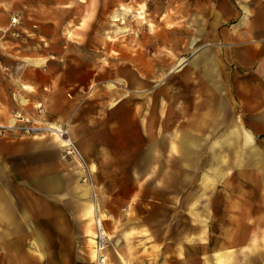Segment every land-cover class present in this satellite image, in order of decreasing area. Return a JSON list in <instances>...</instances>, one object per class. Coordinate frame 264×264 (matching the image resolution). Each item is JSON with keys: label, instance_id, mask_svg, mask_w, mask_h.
Wrapping results in <instances>:
<instances>
[{"label": "crops", "instance_id": "1", "mask_svg": "<svg viewBox=\"0 0 264 264\" xmlns=\"http://www.w3.org/2000/svg\"><path fill=\"white\" fill-rule=\"evenodd\" d=\"M239 2L234 20L218 28L211 47L199 50L189 61L194 64L172 70L159 88L152 85L147 101L144 73L135 70L134 77L128 75L133 101L125 99L124 87L108 84L113 100L87 98L74 108L69 131L84 165L64 158L59 144L14 134L0 139V251L8 252L0 264H80L83 205L87 218L99 208L109 222L111 264H264V0ZM46 5V0H0V52L8 43L4 32L20 38L5 50L20 60L18 70H0V125L36 104L40 113L47 115L49 108L61 114L69 70L48 68L56 57L40 50L41 40L56 39L57 17L47 18ZM11 17H18L17 25L10 24ZM28 38L39 48H28ZM2 63L11 68L10 61ZM85 75L75 98L104 85L91 87L97 74ZM126 108L133 110L139 151L147 139L148 154L167 158L162 189L152 180L149 199L137 187L120 198L107 178L97 186L96 164L86 157L118 153L111 140H120L116 127L124 123ZM86 173L91 186L80 192ZM13 179L31 194L19 217L9 213L14 202L10 185L2 183ZM143 204L149 209L139 211ZM159 219H167L163 230L153 221Z\"/></svg>", "mask_w": 264, "mask_h": 264}, {"label": "rangeland", "instance_id": "2", "mask_svg": "<svg viewBox=\"0 0 264 264\" xmlns=\"http://www.w3.org/2000/svg\"><path fill=\"white\" fill-rule=\"evenodd\" d=\"M46 2L47 18L49 19V16H54V14L57 17L56 39L53 38L52 42L41 40L40 50L48 57H56L47 65L48 68L69 70L67 74H64V82L70 86L67 87L68 91L64 92L63 101L60 102L61 114H52L47 108V115H51L49 118L43 112L40 113L43 108L36 104L33 111L13 114L6 125H0V139L9 138L8 136L14 134L12 136H17V138L28 137L34 140H43L48 145L56 147L59 143L55 137L49 134L21 137L19 132L11 130L23 125L47 128L61 123L66 118L71 125L68 119L71 120L74 108L79 107L87 98L104 97L113 100V91L106 88L108 84L118 90L120 87H124L125 89H121V92L125 93V99L133 101L135 93L128 75L132 74L134 77L135 70L144 73L143 100L147 101L151 97L147 91L152 85L159 88L165 83L172 70H183L184 66L190 65V63L194 64L189 61L195 59L193 57L198 51L211 47L216 39L218 28L222 24L231 23L240 6L239 0H46ZM17 19L18 17L14 19L11 17L10 24L17 25ZM3 37L4 41H8V43L0 52V70H18L20 60L10 58L6 51L15 43L9 41L20 40V38L10 36L9 31L4 32ZM28 39V42H25L28 48H39L34 39ZM3 60L10 61L11 68L4 66ZM24 60L21 61L23 64L35 66L30 60ZM85 73H91L92 77L95 73L97 74V80H95L97 82H93L96 85H92V82L88 81L91 87L97 88L100 82L104 85L96 91L97 93L82 92V98H75L74 91L78 88L79 79L86 76L88 78ZM126 74L128 80L125 78V81L127 83L123 80ZM120 75L122 82L119 86ZM25 89L30 91L28 87ZM96 109L98 110L97 107H93L94 113ZM124 111L125 113L122 114L124 123L120 127L116 125L120 140L118 142L113 138L111 140L112 144L117 147L118 153L101 156L86 155V157L88 160H94L96 164L94 175L97 186L107 178V180H111L112 186L118 188L115 195L120 198L126 199L137 187L143 190L144 199H149L152 195V180H154V185L162 189L164 178L161 174L166 169L167 158L165 155L148 154L147 151L150 150L148 147L151 144L147 139H143V147L139 151V146L134 140L133 110L126 108ZM123 117L125 118L123 119ZM110 135H112L111 132ZM99 137L101 142L103 140L102 132L99 133ZM161 141L156 139L154 143L159 144ZM162 143L165 145V140ZM162 167L164 170L161 169ZM49 173L54 176L53 171H49ZM86 175L87 173L78 184L79 191L91 186L90 177ZM4 182L10 185L6 188L11 191L9 197H12L11 200L14 202L9 213L16 217H19L20 214L24 215L26 210L24 208L28 205L29 195H31L29 189L22 185L21 180L13 179L2 183ZM11 182L14 183V186L11 185ZM64 182L67 183L65 179H62V183ZM143 205L138 208L139 211L149 209L146 204ZM84 209L83 205L78 226L80 233L79 259L80 264H89V261L94 264V218L93 215L90 218L84 216ZM97 210L98 218L102 220L105 230L108 229V220L99 208ZM153 221L158 222L162 230L167 224V219ZM8 225L11 223L9 222ZM7 253L0 251V259H5ZM108 254L109 248L106 250L107 264H111Z\"/></svg>", "mask_w": 264, "mask_h": 264}, {"label": "built area", "instance_id": "3", "mask_svg": "<svg viewBox=\"0 0 264 264\" xmlns=\"http://www.w3.org/2000/svg\"><path fill=\"white\" fill-rule=\"evenodd\" d=\"M8 128V127H7ZM5 129V128H3ZM10 129V128H8ZM19 132L22 136H32L37 134H49L56 138L62 151V156L66 159H75L84 165L82 156L72 140L69 131V123H59L51 125L47 128H35L33 126H19L13 128L11 131ZM1 132V128H0ZM45 132V133H44ZM85 181V179H84ZM107 232L104 228L102 220L98 217L94 218V237H93V251H94V264H107L106 250L109 248V239Z\"/></svg>", "mask_w": 264, "mask_h": 264}, {"label": "bare ground", "instance_id": "4", "mask_svg": "<svg viewBox=\"0 0 264 264\" xmlns=\"http://www.w3.org/2000/svg\"><path fill=\"white\" fill-rule=\"evenodd\" d=\"M114 17V16H113ZM119 17V16H118ZM142 18V17H141ZM16 22V21H15ZM95 217H98V215L97 214H94L93 215V218H95ZM101 220V219H100ZM107 235V237H108V239H109V246H110V238H109V235L108 234H106Z\"/></svg>", "mask_w": 264, "mask_h": 264}]
</instances>
